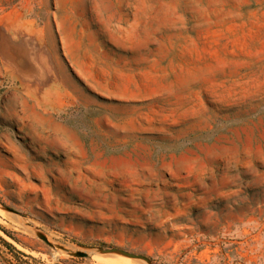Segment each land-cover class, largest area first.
I'll list each match as a JSON object with an SVG mask.
<instances>
[{
    "label": "rangeland",
    "instance_id": "1",
    "mask_svg": "<svg viewBox=\"0 0 264 264\" xmlns=\"http://www.w3.org/2000/svg\"><path fill=\"white\" fill-rule=\"evenodd\" d=\"M0 225L48 262L264 264V0H0Z\"/></svg>",
    "mask_w": 264,
    "mask_h": 264
},
{
    "label": "trees",
    "instance_id": "2",
    "mask_svg": "<svg viewBox=\"0 0 264 264\" xmlns=\"http://www.w3.org/2000/svg\"><path fill=\"white\" fill-rule=\"evenodd\" d=\"M0 228L13 240L19 241L14 232L0 225ZM0 263L1 264H70L69 260L60 259L48 262L40 257L20 249L15 243L0 234Z\"/></svg>",
    "mask_w": 264,
    "mask_h": 264
},
{
    "label": "water",
    "instance_id": "3",
    "mask_svg": "<svg viewBox=\"0 0 264 264\" xmlns=\"http://www.w3.org/2000/svg\"><path fill=\"white\" fill-rule=\"evenodd\" d=\"M39 237L42 240H44L46 243H48L49 245H52V243L49 241L47 236L40 234ZM97 251L102 254H117V255H123V256L131 257V258L143 259L149 263L151 262L146 256L142 254L130 252V251L120 249V248H98ZM73 255L83 258V257H87L89 253L85 251H77V252H74Z\"/></svg>",
    "mask_w": 264,
    "mask_h": 264
}]
</instances>
